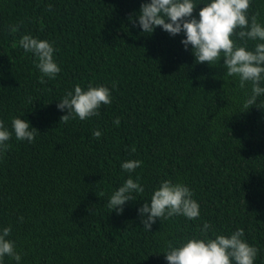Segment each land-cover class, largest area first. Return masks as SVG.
I'll use <instances>...</instances> for the list:
<instances>
[{
  "label": "trees",
  "instance_id": "16d2710c",
  "mask_svg": "<svg viewBox=\"0 0 264 264\" xmlns=\"http://www.w3.org/2000/svg\"><path fill=\"white\" fill-rule=\"evenodd\" d=\"M142 2L0 0V120L11 130L20 116L38 130L0 152V227L11 226L21 264H167L169 242L207 221L218 234L243 229L264 264V96L244 110L248 89L224 74L223 59L196 63L182 34L132 27ZM255 13L264 22V0H251ZM24 34L54 42L55 78L19 47ZM89 83L107 86L111 103L60 120L56 100ZM130 159L142 164L128 173L120 164ZM129 175L144 191L110 213L109 194ZM165 179L190 188L200 216L147 231L137 208Z\"/></svg>",
  "mask_w": 264,
  "mask_h": 264
},
{
  "label": "clouds",
  "instance_id": "9594fccd",
  "mask_svg": "<svg viewBox=\"0 0 264 264\" xmlns=\"http://www.w3.org/2000/svg\"><path fill=\"white\" fill-rule=\"evenodd\" d=\"M251 0H143L139 10L129 17L132 27H139L144 34H152L157 26L170 36L182 34L180 40L189 50L196 63L218 64L223 59L224 74L238 80L241 89H248L242 103L244 110L264 96V22L258 20V13L249 15ZM198 5L199 10L193 15ZM50 7V5H49ZM15 31V27H11ZM252 46L249 47V42ZM19 47L35 57V66L42 77L55 78L60 67L54 59V42L31 34H24L18 41ZM58 110L65 111L60 120L76 117L80 120L98 115L101 105L111 103V90L103 85L89 83L82 88L79 84L56 100ZM243 112V111H242ZM119 124V118L113 120ZM38 130L20 116L11 117V130L0 120V152L14 135L18 141L32 143ZM101 135L99 130L92 132ZM142 161H122V170L131 173ZM139 177L131 175L115 188L108 197L110 213L123 212V206L133 201L134 193H143ZM137 208L140 224L150 231L157 219L183 216L194 220L200 216L199 203L193 198L190 188L182 182L165 179L153 188L150 197ZM19 219H23L20 217ZM11 226L0 227V264L10 257L15 264H21V254L16 251L15 242L10 239ZM209 232L212 234L209 235ZM257 248L244 238V231L237 228L229 234H218L204 221L199 233L186 236L175 244L169 242L161 252L167 264H254Z\"/></svg>",
  "mask_w": 264,
  "mask_h": 264
}]
</instances>
